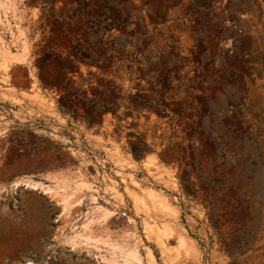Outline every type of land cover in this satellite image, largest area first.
<instances>
[{"label":"rangeland","instance_id":"obj_1","mask_svg":"<svg viewBox=\"0 0 264 264\" xmlns=\"http://www.w3.org/2000/svg\"><path fill=\"white\" fill-rule=\"evenodd\" d=\"M126 261L264 264V0H0V264Z\"/></svg>","mask_w":264,"mask_h":264},{"label":"bare ground","instance_id":"obj_2","mask_svg":"<svg viewBox=\"0 0 264 264\" xmlns=\"http://www.w3.org/2000/svg\"><path fill=\"white\" fill-rule=\"evenodd\" d=\"M5 6H6V5H5ZM25 49H26V48H25ZM25 55H26V54H24V56H25ZM23 58H24V57H23ZM64 178H65V177H64ZM29 181H30V180H29ZM31 182H32V181H31ZM57 182H59V181H57ZM62 183H63V182H62ZM63 184L65 185V183H63ZM31 185H32V184H31ZM31 185H30V186H31ZM34 185H35V183H34ZM64 185H63V186H64ZM32 186H33V185H32ZM66 186H67V185H66ZM56 187H57V186H56ZM61 187H62V186H61ZM81 187H82V186H81ZM57 188H58V187H57ZM50 189H51V188H50ZM50 189H49V190H50ZM60 189H61V188H60ZM45 190H46V189H45ZM65 190H66V189H65ZM53 192H54V191H53ZM58 192H59V190H58ZM53 194H54V193H53ZM53 194H52V195H53ZM59 194H60V193H59ZM66 194H67V193H66ZM63 195L65 196V194H63ZM66 197H67V196H66ZM69 197H70V196H69ZM57 198H58V195H57ZM62 199H63V197L61 198V200H62ZM64 199H65V198H64ZM66 199H68V198H66ZM62 201H64V200H62ZM62 201H61V203H62ZM66 206H67V205H66ZM63 207H64V205H63ZM67 207H68V206H67ZM69 208H70V207H69ZM68 210H69V209H68ZM105 214H106V213H105ZM107 214H108V213H107ZM103 218H104V217H103ZM87 226H88V225H87ZM75 238H76V237H75ZM134 254H135V253H134ZM129 258H131V257H129ZM124 263H125V262H124ZM127 263H129V262L126 261V264H127ZM130 264H131V263H130Z\"/></svg>","mask_w":264,"mask_h":264}]
</instances>
